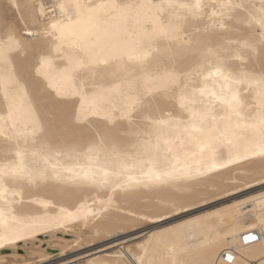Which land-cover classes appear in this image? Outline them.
Instances as JSON below:
<instances>
[{"label":"bare ground","instance_id":"6f19581e","mask_svg":"<svg viewBox=\"0 0 264 264\" xmlns=\"http://www.w3.org/2000/svg\"><path fill=\"white\" fill-rule=\"evenodd\" d=\"M6 6L0 264H264V0Z\"/></svg>","mask_w":264,"mask_h":264},{"label":"rangeland","instance_id":"374dc122","mask_svg":"<svg viewBox=\"0 0 264 264\" xmlns=\"http://www.w3.org/2000/svg\"><path fill=\"white\" fill-rule=\"evenodd\" d=\"M6 3H7V0H0V4L4 6V11H2V13H3L2 14L3 15V19L2 20H3V22L4 23H7V24H10L11 22H15L17 25L20 26V28L23 27L22 24H21V21H20L19 17L17 16V13L11 12L10 11L11 9H9V7L6 6ZM59 123H62V122L59 120ZM60 125H62V124H59V126ZM263 188H264V186H263ZM249 193H251V192H249V190H246V191H243V192H241L239 194H235L236 196L233 195L231 197H226L224 199L218 200V202L216 201L217 203L216 202H212L210 204H207V205H205L206 207L205 206H202V207L197 208L195 210H191L189 212H186V213H183V214H180V215H177V216L170 217L167 220H165L164 222H162L161 225L173 223V222L177 221L178 219H181L183 217H186V216L191 215V214H194V213H198V212H200V211H202V210H204V209H206L208 207H215V206H218V205H221V204L229 203L232 200L236 199V197L237 198L238 197H243L245 195H248ZM145 228H146V230L142 231L140 233L141 235L144 234V233H146L150 229L148 225H142V228L141 229H145ZM134 232H130V233H134ZM60 236H62L61 233L58 234L57 236H50L49 234H46L44 237H40L41 240L40 239L37 240L34 245H31V247L34 248V249H39V247L60 248L61 245L64 243V241L59 238ZM69 237H71V236H68V238ZM138 240H140V238L134 240V242H136ZM98 243H100V242H98Z\"/></svg>","mask_w":264,"mask_h":264},{"label":"built area","instance_id":"2783aa9c","mask_svg":"<svg viewBox=\"0 0 264 264\" xmlns=\"http://www.w3.org/2000/svg\"><path fill=\"white\" fill-rule=\"evenodd\" d=\"M259 236H261V234L259 233Z\"/></svg>","mask_w":264,"mask_h":264}]
</instances>
